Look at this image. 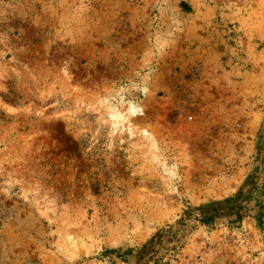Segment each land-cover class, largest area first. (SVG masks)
<instances>
[{"label": "rangeland", "instance_id": "1", "mask_svg": "<svg viewBox=\"0 0 264 264\" xmlns=\"http://www.w3.org/2000/svg\"><path fill=\"white\" fill-rule=\"evenodd\" d=\"M0 264H264V0H0Z\"/></svg>", "mask_w": 264, "mask_h": 264}, {"label": "trees", "instance_id": "2", "mask_svg": "<svg viewBox=\"0 0 264 264\" xmlns=\"http://www.w3.org/2000/svg\"><path fill=\"white\" fill-rule=\"evenodd\" d=\"M209 220H210V218H207V220H206V221L208 222Z\"/></svg>", "mask_w": 264, "mask_h": 264}]
</instances>
